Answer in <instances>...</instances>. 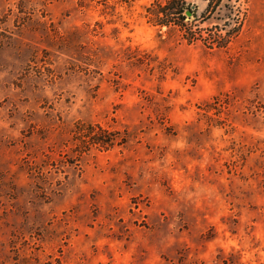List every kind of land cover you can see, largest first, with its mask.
I'll return each instance as SVG.
<instances>
[{"label": "rangeland", "instance_id": "obj_1", "mask_svg": "<svg viewBox=\"0 0 264 264\" xmlns=\"http://www.w3.org/2000/svg\"><path fill=\"white\" fill-rule=\"evenodd\" d=\"M165 1L0 0V264H264V0Z\"/></svg>", "mask_w": 264, "mask_h": 264}, {"label": "trees", "instance_id": "obj_2", "mask_svg": "<svg viewBox=\"0 0 264 264\" xmlns=\"http://www.w3.org/2000/svg\"><path fill=\"white\" fill-rule=\"evenodd\" d=\"M207 1V10H209L212 6V3L215 0H206ZM218 2L217 5L221 3V0H216ZM190 9V3L187 0H166L163 4L155 3L151 8H148V13L151 16L152 21L155 24L160 26L165 25H175L180 29H184V11ZM192 12V11H191ZM93 143L101 142L100 139L91 138Z\"/></svg>", "mask_w": 264, "mask_h": 264}, {"label": "water", "instance_id": "obj_3", "mask_svg": "<svg viewBox=\"0 0 264 264\" xmlns=\"http://www.w3.org/2000/svg\"><path fill=\"white\" fill-rule=\"evenodd\" d=\"M184 15L191 16L192 12L189 9H187V10L184 11Z\"/></svg>", "mask_w": 264, "mask_h": 264}]
</instances>
